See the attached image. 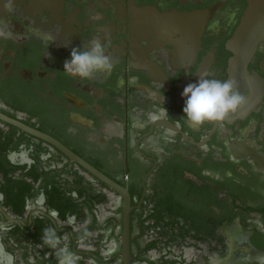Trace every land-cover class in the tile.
<instances>
[{
    "label": "flooded vegetation",
    "instance_id": "flooded-vegetation-1",
    "mask_svg": "<svg viewBox=\"0 0 264 264\" xmlns=\"http://www.w3.org/2000/svg\"><path fill=\"white\" fill-rule=\"evenodd\" d=\"M4 2L0 112L29 122L126 189L130 264H162L167 250L172 264H208L210 254L218 256L212 264L264 261L245 228L264 231V38L242 64L251 81L238 83L246 103L234 113L196 126L184 116L182 96L200 73L229 79V40L248 0H13L12 8ZM164 13H195L198 20L157 17ZM97 40L114 58L112 67L84 77L65 66L72 48ZM7 125L0 121L10 137L1 150L9 165L0 169V257L10 254L13 264H120V196L55 148ZM71 170L81 180L68 188ZM18 180L24 188L17 203ZM52 189L57 199H50ZM161 213H174L164 215L169 239L161 237ZM230 242L237 247L227 251ZM185 249L195 258L186 260ZM240 250L242 256L221 263Z\"/></svg>",
    "mask_w": 264,
    "mask_h": 264
},
{
    "label": "water",
    "instance_id": "water-1",
    "mask_svg": "<svg viewBox=\"0 0 264 264\" xmlns=\"http://www.w3.org/2000/svg\"><path fill=\"white\" fill-rule=\"evenodd\" d=\"M162 19H183L185 20H198L197 14L189 13L186 15L164 13L157 16ZM194 27H197L196 24ZM264 38V4L263 0H248V8L241 19L240 25L234 31L229 44L235 50V57L232 59L230 64L229 79H235L237 83H248L250 77L247 76L246 72L241 68L244 60L247 59L248 55L253 50L256 43ZM74 121L82 122L81 119L76 116H71ZM0 121L17 128L19 131L26 133L36 139H39L51 147L55 148L60 152L67 161L72 162L82 168L84 171L89 173L91 176L98 179L100 182L105 184L107 187L116 192L121 198V229L117 236L120 242V250L118 256L120 257V264H130L133 256L129 253L128 244V213L131 209L129 203V196L126 189L117 183L113 182L99 171H97L90 164L85 162L82 158L74 154L67 147L57 141L55 138L45 134L37 129H34L18 120L10 118L0 112Z\"/></svg>",
    "mask_w": 264,
    "mask_h": 264
},
{
    "label": "clouds",
    "instance_id": "clouds-1",
    "mask_svg": "<svg viewBox=\"0 0 264 264\" xmlns=\"http://www.w3.org/2000/svg\"><path fill=\"white\" fill-rule=\"evenodd\" d=\"M4 6L12 8L13 0H5ZM42 35L45 39L55 41V36L49 31H44ZM113 63L114 58L105 54L102 44L97 40L85 50L72 48L70 60L65 61V66H71L81 76L90 77L112 67ZM206 77V72L200 73L198 81L189 83L182 92V96L187 97L183 108L184 116L196 126L206 121H222L246 103L235 79L222 81ZM164 113L167 114L165 109ZM0 264H13L11 255L5 253L0 257Z\"/></svg>",
    "mask_w": 264,
    "mask_h": 264
},
{
    "label": "trees",
    "instance_id": "trees-1",
    "mask_svg": "<svg viewBox=\"0 0 264 264\" xmlns=\"http://www.w3.org/2000/svg\"><path fill=\"white\" fill-rule=\"evenodd\" d=\"M24 123L25 124H27L28 126H29V122H25L24 121ZM7 129L8 130H10V131H17V129L16 128H14V127H12V126H10V125H7ZM1 131V130H0ZM19 134L21 135V136H25V137H28L29 138V136L28 135H25V134H23V133H20L19 132ZM8 139L10 140V137L9 136H7L6 134L4 135V134H2L1 132H0V166H2L0 169H3V170H6V167L9 165V163H8V161L5 159V154L4 153H2L1 152V150H2V148L6 145V143H7V141H8ZM38 144L39 145H42V144H44V143H42L41 141H39L38 142ZM57 155H60L59 153H57ZM33 158H34V160L35 161H38V158H39V154L38 153H34L33 154V156H32ZM5 167V168H4ZM34 169H36V167L34 168ZM34 172H36L35 170H34ZM36 174H37V172H36ZM21 176H23V175H20V177ZM36 176V175H35ZM2 177L3 178H7L8 180L11 178L10 177V175H6V174H2ZM49 178H53V175H49L48 176ZM66 181H65V184H66V186L68 187V188H72V187H77V186H74V185H72L73 184V181L75 182V184L76 183H78L77 181H79V180H81V176L79 175V174H77L76 173V171L75 170H71V171H68L67 172V174H66ZM12 179V178H11ZM10 179V180H11ZM21 179V178H20ZM16 182V186H17V188H18V190H17V192L15 193V195H14V198L17 200V203L19 202V199H20V189L21 188H24V183H23V181H21V180H18V181H15ZM14 183V182H13ZM14 185H15V183H14ZM15 186V187H16ZM23 186V187H22ZM55 188V187H54ZM68 188H67V191H68ZM56 191L57 190H53L52 189V191H50V193H49V197H50V199L51 200H53L54 199V197H56V199H57V193H56ZM79 194H81V196H85L84 194H87V193H89L88 191H87V188L86 187H84L83 185H81L80 186V188H79ZM53 198V199H52ZM66 200H65V207L66 208H69L70 206H72V204L73 203H71V201H70V199H69V197H68V194H66V198H65ZM170 215L171 217L174 215V213H161V219H162V233H161V237H163V238H167V239H169V238H171L172 237V235L168 232V227H169V225H170V223H168L167 222V220L166 219H164V215ZM170 221V220H169ZM245 228H246V230H248V232H249V235H248V241H249V243L251 244V246L255 249V250H257V251H259L260 253H263L264 254V231H260V230H258L255 226H253V225H245ZM163 241H164V244H165V242H166V239H163ZM168 252V250L166 251V252H163L162 253V260H161V263L162 264H172V263H174L175 262V259H166L165 257H164V254H166ZM244 259V258H243ZM235 264H264V261H258V260H254V259H248V260H242L241 262H237V263H235Z\"/></svg>",
    "mask_w": 264,
    "mask_h": 264
},
{
    "label": "rangeland",
    "instance_id": "rangeland-1",
    "mask_svg": "<svg viewBox=\"0 0 264 264\" xmlns=\"http://www.w3.org/2000/svg\"><path fill=\"white\" fill-rule=\"evenodd\" d=\"M228 233V232H227ZM234 235V234H233ZM226 236H227V242H229L228 240H229V238H232V235L231 234H226ZM230 240H233V238L232 239H230ZM230 244H231V242H230ZM229 243H227V251H228V249H229V247L230 246H232L233 248H234V246H235V244H234V246H233V244H231L230 245ZM237 246H235V248H236ZM244 253V251H238L236 254H234L233 256L232 255H229V257L226 259V260H223V261H221V263H223V262H225V263H227L228 262V260H229V258H238L239 256H242L241 254H243ZM184 257H185V259L186 260H188L189 258H191V257H194L195 258V254H194V252L193 251H191L190 249H185V251H184ZM218 258V256H216L215 254H210L209 255V263L208 264H212V263H214L215 261H216V259ZM262 260H264V259H262ZM198 264V263H197ZM200 264V263H199Z\"/></svg>",
    "mask_w": 264,
    "mask_h": 264
}]
</instances>
